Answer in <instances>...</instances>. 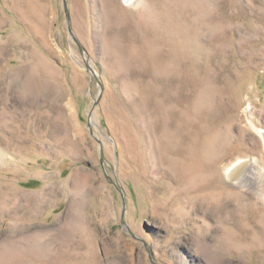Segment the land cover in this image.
I'll use <instances>...</instances> for the list:
<instances>
[{
  "label": "rangeland",
  "instance_id": "rangeland-1",
  "mask_svg": "<svg viewBox=\"0 0 264 264\" xmlns=\"http://www.w3.org/2000/svg\"><path fill=\"white\" fill-rule=\"evenodd\" d=\"M68 3L102 95L63 0H0V264H264V0Z\"/></svg>",
  "mask_w": 264,
  "mask_h": 264
},
{
  "label": "water",
  "instance_id": "water-1",
  "mask_svg": "<svg viewBox=\"0 0 264 264\" xmlns=\"http://www.w3.org/2000/svg\"><path fill=\"white\" fill-rule=\"evenodd\" d=\"M63 6H64V12H65V18H66V25L68 27V31H69V34L71 36V38L75 41V43L77 44L78 48H79V51L81 52V54H83L85 60H86V66H87V69L92 73V77L96 79V81L98 82V84L100 85V90H101V93L100 95H102L103 93V89H104V85H103V82L101 80L100 77H98L99 75L97 74L96 70L94 69V67L89 64V53L86 51L87 49L85 48V46L81 43V41L79 40V38H77L74 30H73V26H71L72 24V21H71V14H70V9H69V3H68V0H63ZM100 97V96H99ZM99 98L96 99V101H94V107L93 109L90 111V114L89 115V118H88V125H89V128H90V132L91 134L97 139L96 141L99 142L100 144V148H101V159H102V162L104 160V149H103V145H102V141H100L101 139L97 136V134L95 133V130L92 128L93 127V120H92V117L94 114V110H95V107L97 105L96 102H98ZM109 177V176H108ZM110 178V177H109ZM118 176L115 174V180L113 181V183L116 185V187L118 188L119 192L123 194V212H122V223L125 224L124 222V215H125V212H126V205L127 204V198H126V195L124 193V190L120 184V181L118 180Z\"/></svg>",
  "mask_w": 264,
  "mask_h": 264
},
{
  "label": "bare ground",
  "instance_id": "bare-ground-1",
  "mask_svg": "<svg viewBox=\"0 0 264 264\" xmlns=\"http://www.w3.org/2000/svg\"><path fill=\"white\" fill-rule=\"evenodd\" d=\"M260 133H261L260 135H262V137L264 138V130H261ZM252 168L254 170H256L259 167L255 163L254 160L250 161V163H249L248 160L243 159V160L235 162L233 165H231L228 168L226 175H227V178L229 180H231L232 182L237 183L238 185H243L246 187V184H244L242 181H243V179H248V180L254 179L248 174V172L246 173L247 169L251 170Z\"/></svg>",
  "mask_w": 264,
  "mask_h": 264
}]
</instances>
